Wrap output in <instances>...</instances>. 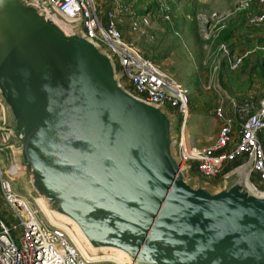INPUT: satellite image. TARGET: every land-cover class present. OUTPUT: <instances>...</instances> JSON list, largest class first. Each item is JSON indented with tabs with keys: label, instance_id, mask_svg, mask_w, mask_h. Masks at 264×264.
<instances>
[{
	"label": "water",
	"instance_id": "95a60500",
	"mask_svg": "<svg viewBox=\"0 0 264 264\" xmlns=\"http://www.w3.org/2000/svg\"><path fill=\"white\" fill-rule=\"evenodd\" d=\"M122 78L50 0H0V147L46 221L89 263L264 264L252 161L193 179L178 116Z\"/></svg>",
	"mask_w": 264,
	"mask_h": 264
},
{
	"label": "built area",
	"instance_id": "2783aa9c",
	"mask_svg": "<svg viewBox=\"0 0 264 264\" xmlns=\"http://www.w3.org/2000/svg\"><path fill=\"white\" fill-rule=\"evenodd\" d=\"M153 1L158 3L165 18L170 19L169 0ZM50 3L67 18L80 20L86 36L109 52L118 74L123 75L122 85L148 102L166 105L181 117L177 152L183 164L195 166V170L211 179L222 174L229 162L244 156L242 164L252 161V176L258 174L264 182V100L256 109L250 102L235 100L230 105L232 112L226 106L217 108L215 113L222 123L219 135L212 145L198 146L188 130V88L123 38L119 23L124 16L131 15V26L138 31L149 25L148 14L133 17L132 6L123 0H111L104 14L95 0H50ZM236 11L243 13L250 25L264 23V0H242ZM199 19L205 40L212 43L226 28L229 14L201 13ZM221 50L225 64L233 70L252 53L248 50L242 55H233L231 47L225 43ZM236 116L243 118L237 139ZM0 154V204L1 198L4 199L9 214L17 221L6 220L0 212V264H116L85 261L67 234L51 226L27 194L12 188L11 181L18 178L9 165L7 151L0 147ZM2 155L6 159L5 166Z\"/></svg>",
	"mask_w": 264,
	"mask_h": 264
},
{
	"label": "rangeland",
	"instance_id": "374dc122",
	"mask_svg": "<svg viewBox=\"0 0 264 264\" xmlns=\"http://www.w3.org/2000/svg\"><path fill=\"white\" fill-rule=\"evenodd\" d=\"M110 1L96 0L103 14L110 8ZM123 1L132 6L133 17L145 14L150 17L149 25L135 31L131 26V15L124 16L119 23L124 40L188 88V130L196 145L206 146L217 139L222 125L215 113L217 108L230 106L232 100L238 102L237 99H252L258 104L264 100V23L253 26L246 22L243 13L236 11L242 0H169L170 19L165 18L153 0ZM213 12L229 14L228 26L236 27L227 41L221 36L212 43L204 38L199 15ZM223 43L231 47L233 55H242L248 50L252 53L239 68L230 69L223 60ZM180 121L178 116L175 132H179ZM240 126H234L236 139ZM1 157L5 166L6 159ZM196 171H192V177L198 180ZM224 172L200 181L219 188L223 185ZM11 186L27 194L22 179L11 181ZM259 190L262 191V187ZM0 212L6 220L15 221L2 198Z\"/></svg>",
	"mask_w": 264,
	"mask_h": 264
},
{
	"label": "trees",
	"instance_id": "16d2710c",
	"mask_svg": "<svg viewBox=\"0 0 264 264\" xmlns=\"http://www.w3.org/2000/svg\"><path fill=\"white\" fill-rule=\"evenodd\" d=\"M232 20H234V18H233ZM232 20H231V21H232ZM235 29H236L235 26L230 25V27H229L228 24H227L226 28L221 32L222 35L220 34L219 36H221V39L223 38L222 40L227 41L228 38H231V36H232V34L234 33V31H236ZM120 30H121V29H120ZM219 36H218V37H219ZM223 36H224V37H223ZM237 100H238L239 103H246V102H250V103H252L254 109H256V108L259 106V104L256 103L255 101H253L252 99H242V100L237 99ZM227 108H228L229 112H232V108H231L229 105L227 106ZM239 116H240V115H239ZM239 116H236V123H237L238 125H241V123H242V121H243V118H240ZM243 161H244V156H240V157L236 158L235 160L229 162V163L226 165L225 169H224V170H225L224 173H226V172H228V171L234 169L235 167L239 166L240 164L243 163ZM256 176H257V177H256ZM256 176H252L251 180H252V182H253L254 184H256V185L260 188L261 186H260V183H259V182L261 181V179L259 178V175H256ZM259 180H260V181H259Z\"/></svg>",
	"mask_w": 264,
	"mask_h": 264
},
{
	"label": "crops",
	"instance_id": "0c3cea01",
	"mask_svg": "<svg viewBox=\"0 0 264 264\" xmlns=\"http://www.w3.org/2000/svg\"><path fill=\"white\" fill-rule=\"evenodd\" d=\"M96 1V0H95ZM110 1V0H109ZM111 2V1H110ZM97 3V2H96ZM110 4V3H109ZM239 17H241V15L239 16ZM189 135H190V138L192 139V141L194 142V138H192L193 136H191V134L189 133ZM216 140V139H215ZM215 140H213V142L212 143H210V144H207V145H212L214 142H215ZM194 143H196V142H194ZM206 145V146H207ZM197 172V171H196ZM256 175H258V174H254L253 176H256ZM257 177V176H256ZM260 181V180H259ZM260 183V186L262 187V190H264V182H262V181H260L259 182Z\"/></svg>",
	"mask_w": 264,
	"mask_h": 264
}]
</instances>
